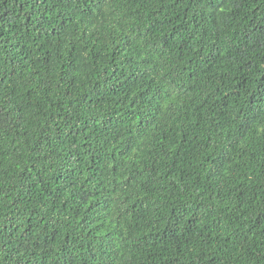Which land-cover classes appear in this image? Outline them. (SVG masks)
<instances>
[{
    "label": "trees",
    "instance_id": "trees-1",
    "mask_svg": "<svg viewBox=\"0 0 264 264\" xmlns=\"http://www.w3.org/2000/svg\"><path fill=\"white\" fill-rule=\"evenodd\" d=\"M0 264H264V0H0Z\"/></svg>",
    "mask_w": 264,
    "mask_h": 264
}]
</instances>
